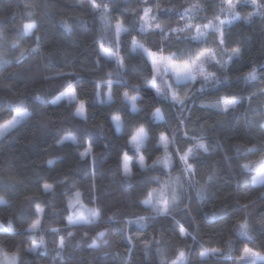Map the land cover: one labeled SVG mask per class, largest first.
Masks as SVG:
<instances>
[{"label": "trees", "instance_id": "1", "mask_svg": "<svg viewBox=\"0 0 264 264\" xmlns=\"http://www.w3.org/2000/svg\"><path fill=\"white\" fill-rule=\"evenodd\" d=\"M28 0H0V24H3L10 30V34L15 33L13 25L20 23L22 17L26 12L25 3ZM35 5L34 19L39 20L38 27L40 28V35L47 38V42L42 46L41 54H34L27 57L20 64L13 62L12 67L7 69L8 82L15 83L17 87L32 88H44L49 89L47 93L48 98L51 94H55V88L52 86L65 84L66 80L63 77L58 76L60 72L69 73L74 69L79 71L84 69L81 74L82 78L76 76L68 77L73 81V86L77 87L79 98L87 101L86 108H88V114L90 115L91 123H83L79 120L65 119L67 115V107L69 102L62 100L56 106L53 112L50 108H43L40 116L39 130L32 132L33 128L38 127L35 121H28L21 124L12 134H9L6 138L0 140V191L6 194L9 203L7 205H0V223L7 226L9 219L12 220V227L15 231L11 234L0 233L10 242H20L22 244L31 243L37 240L38 233H32L25 231L28 223L35 216V207L39 204L45 208V215L43 219V227H61L66 224V220L63 219V213H57L55 209H61L65 207L64 202V188L65 177H70L72 180L78 181L82 185H86L88 181L85 179V174L95 172L97 176L98 190V206L102 207L103 219H106L108 215H111L116 209H124L125 211L117 214L116 220L134 218L130 216V213L142 212L143 206H139L136 202L135 195L132 201L123 199L117 196L115 192L109 189V178L113 176V172L117 171L116 165L119 163L118 156L124 148L123 142L119 139V134L115 132V125H110L103 129V134L98 130L92 128L93 123H97L100 120H110L109 113L119 108L118 102L113 103L111 107L109 105H103L94 99V92L92 91V77L88 74V69L96 66V59L99 53L97 43V32L99 29V21L95 17L86 14L88 9V0H31ZM166 6L177 5L181 11L185 7L184 0H163ZM214 0H207L208 10L207 15L212 14L211 5ZM137 0H127V3H121L115 9V15L131 21L133 19L132 14L124 12V7L136 6ZM51 6V7H50ZM69 11L75 13H83L82 20H77L75 16L65 17L62 15ZM160 19L166 21H175L178 19L174 14L169 13H157ZM68 18L70 23H73V31L71 33L64 34V36L58 35L62 32L61 20ZM221 18H226L224 14H221ZM233 25H225V28H230L232 31L231 39L239 40L245 48L248 50L247 57L237 64L232 66L230 71L234 75H238L239 71H243L248 67V63L253 60L264 59V35L261 34L262 25L257 21L254 25H243L239 21L234 22ZM138 30V25H137ZM133 35L136 33L133 32ZM250 37V39H249ZM26 39L35 40V37H29ZM153 39V37H149ZM122 55L127 54V63L129 68L127 69V78L137 84H140L142 91L140 95L142 99L138 101L142 109L147 111L153 106L165 105L162 108L167 110L169 115H165L164 120H153V128H166L167 135H171V125L176 124L174 119L175 113L171 105V101L164 100L163 98L154 97L152 90L143 87L145 81L141 78V72L147 75L150 72V63L147 67H144L139 62V57L136 53H130V40L121 44ZM59 50V55L57 51ZM175 49H173L174 51ZM51 53V55H49ZM101 73L107 71H113L112 79H119L115 74L117 64L115 60L100 56ZM13 68L15 71H13ZM0 69H3V65H0ZM50 77L48 81L43 80V76ZM233 87L238 88V82L233 81ZM122 87L115 88L114 91L118 94ZM223 90V89H221ZM74 103V102H72ZM145 105L147 108H145ZM179 107V106H176ZM124 114L131 112L130 108L121 110ZM145 111H141L139 114H132V119L139 120L143 117L145 120L148 116L145 115ZM191 118L197 120V123H202L206 119H211L210 113H204L202 111H196L190 113ZM170 125H165V120H170ZM235 123V118H229L223 125L219 126L224 135H232L234 131L232 125ZM57 129H72L82 139L90 140L95 150L100 153L103 159H97L95 167L92 166L91 158H86V161L78 162V155L75 151V145H71V141H66V146H56V140L60 135L65 134L63 131H57ZM32 132V133H31ZM93 135V136H90ZM111 137V139L109 138ZM147 143V142H146ZM108 147H105V145ZM227 148L228 145L225 144ZM148 151H151L149 146ZM154 155V153H152ZM56 163L52 166L48 165L46 161L48 159H54ZM134 171L139 172L138 166L134 167ZM152 175H163L162 167L155 169ZM8 175H13L15 181L9 183L6 180ZM166 178V177H165ZM146 177H141L137 181V187L132 188L129 191L136 194L138 191L143 190L147 183ZM64 181V183H59ZM44 182L54 184L53 193H39L35 194L36 190L40 188ZM155 186V185H153ZM118 187V186H117ZM82 193L87 195L85 187H81ZM246 189L235 184L230 176L225 175L212 189L215 195L209 193L204 197L202 203L193 202L191 205L192 216H185L181 218L177 216L176 219L180 221L189 231H193L197 225L193 223V217L199 223V231L195 232L197 236L196 241H193L192 237L180 238L181 241H185L191 248L198 253L201 248V243L209 247H216L222 245L227 236L228 230L233 223V215L230 205L233 202V197L237 192L243 193ZM31 195L30 200H25V196ZM87 203V201H85ZM89 206H92L89 204ZM215 213L213 221L209 220V217ZM257 216L264 218V209L257 210ZM108 229L111 241H114L116 248L123 250L129 247L128 241L123 238V231L121 224L113 221L105 225L101 222H97L94 225H76L71 226L64 230L66 235L68 230L74 231L79 234L83 231H89L91 235H95L96 231ZM130 229H135V225H129ZM178 225L172 220V216L158 217L155 221L149 223L147 228L136 231L137 248L142 247V241L145 239H152V237L159 231L163 232L166 238L176 236ZM264 232V228L260 224H256L255 235L258 237ZM73 238L66 250L63 252V256L67 264H89L90 249L86 246H81L77 249L74 247L75 239ZM233 239H236L233 236ZM46 245L37 249V254L31 256L32 264H52V257L54 252L52 249L55 247V237L46 232L45 233ZM238 248L243 246V243L239 239L237 241ZM154 251V250H153ZM125 256L130 254L125 252ZM133 261L136 259L135 255H131ZM214 258H205L202 264H212ZM118 260L116 252H110L107 257L96 256L92 258V264H116Z\"/></svg>", "mask_w": 264, "mask_h": 264}, {"label": "snow or ice", "instance_id": "2", "mask_svg": "<svg viewBox=\"0 0 264 264\" xmlns=\"http://www.w3.org/2000/svg\"><path fill=\"white\" fill-rule=\"evenodd\" d=\"M184 2L186 6L181 11L177 5L166 6L163 0H137L136 6L129 4V6L123 9L124 12L132 14L133 19L127 21L114 14L115 9L121 3H127V0H88V7L92 9L99 21L97 32L99 53L96 59V66L88 69V71L94 72L96 67L101 64L100 56H104L116 61L118 69L116 76L119 78L113 80L111 78L112 74H108L101 79L92 77L94 99H99L103 104V97L106 92L111 93L115 88L119 87L125 88L130 82L127 78V69L129 68L127 54H121V44L128 40H130L129 52L136 53L140 64L144 67H147L149 63L151 65L150 72L147 75L143 71L141 72V78L145 81L143 87L152 90L154 97L163 98L166 101L170 100L171 105L169 107H175L181 112L184 110V106L188 100V97L180 94V91L184 87L193 82H206L211 77V73L209 72L210 65H220L227 69L229 65L233 66L244 58V52L241 48H236L229 44L232 31L230 28H225V25L235 26L234 22H240V17L237 14L239 8L233 9V0H214L211 5L212 19H202V16L208 17L206 14L208 10L207 0H184ZM217 5H219V8H217ZM34 8L35 5L31 0H28L25 3L26 12L24 17H22L20 23L13 25V27L20 29L22 35L35 34L37 26L33 19ZM157 13H169L178 17L175 21H167L169 24L168 32H165L164 28L161 27L159 23L160 17ZM221 14H224L227 18H221ZM75 15L80 17L83 13L77 12ZM250 22L254 23L255 21ZM61 26L66 32H72L73 26L66 21ZM133 32L136 34L133 35ZM7 34L8 28L0 24V42H2ZM206 35H211L215 38V45L223 50L221 54L218 55L216 47H208L206 45ZM105 36L109 37V46H105ZM147 37H153L152 43H140L141 39H146ZM160 37L164 38L161 39ZM36 38L39 40L38 35ZM14 46L19 49V55L16 58L17 64H20L30 55L35 54V49L31 53H26V50L20 47L18 43ZM243 46L245 47V45ZM173 49L175 50L173 51ZM221 56H223V63L221 62ZM57 75L60 77H70L72 74L60 72ZM134 87L139 89L142 86L134 83ZM61 96L69 102V106H71L73 101H77L75 111L80 117H84L81 121L86 124V113H88V108H86L87 101L79 98L77 87L73 86V82L70 79L64 84ZM124 101H127V103H122L120 108L113 109L109 113V124L115 125V132L119 134L118 138L122 140L124 145L123 150L118 156L119 163L116 165L119 175L123 180L127 181L124 189L121 191V197L132 201L135 195L136 202L143 206L144 211L156 210L160 217H167L174 203L182 198L181 193L178 191V185L182 187L183 182L180 177H174L171 171L164 173V169H171L175 165V160L179 159L185 165L184 173L186 177L191 178L195 176V170L189 160L188 154L182 153L179 147H177L175 154L170 158H165L162 162H154L153 165L147 164L146 160L151 159V154L145 147L146 141L149 139L145 128H148L154 136L158 135L159 144L166 151L171 152L168 148L169 136L167 135V129L152 127L153 120H164L165 117L159 111H153L152 109L157 107L153 106L151 109L145 111V115L148 116L147 120L143 117L139 120L132 119V114L140 113L136 109V99L134 96L128 95L126 91L124 93ZM218 102L225 110H229L235 104L236 99L233 96L225 94L219 98ZM128 103L132 104V111L124 114L121 109H127ZM13 107L15 109L14 114L10 118L0 122V136H6L8 131L16 128L30 115L20 105H14ZM163 107H165L163 104L159 106V108ZM145 108H147L146 105ZM181 124L185 126V137H187L189 135L187 129L188 121L177 119L176 125L179 126ZM165 125H170V121L165 120ZM96 127L103 134L102 124L98 122ZM109 138L111 139V137ZM66 141H71V145H75L78 162L91 158L92 166H96L100 153L96 152L90 140L85 141L77 135H73L72 129H68L59 143L62 146L71 147V145H65ZM105 147H108V145L106 144ZM142 148L144 149L143 151H141ZM132 149L136 151H132ZM247 155L248 153L245 152L244 157L246 158ZM57 159L59 157L48 159L46 163L52 166L56 163ZM161 163L163 164V175H152L151 173L155 169L161 167ZM135 166H138L139 169H145L144 174L149 181L143 190L138 191V195L129 191L137 183L135 177L139 175V172L134 171ZM252 171H254L256 179L264 183V161L258 162ZM85 179L88 181L84 185L87 189V195L82 193L80 182L72 180L70 177H65V181L68 182L65 184L63 193L65 207L55 209V211L64 214L63 219L66 220V224L61 227L50 228L55 237L54 243L59 254H62L68 248L71 240L77 237L76 232L68 230L65 235L64 230L76 225H94L103 220L102 207L97 204L99 185L97 184L96 173L94 171L86 173ZM6 180L11 183L15 181V177L8 175ZM59 183H64V181ZM107 190L106 188L105 191ZM208 190L207 186L198 187L195 190L197 200L202 201L207 195ZM41 192L54 194V184L48 182L42 183L35 194ZM31 198V195L24 197L25 200H30ZM8 203L9 200L6 194L0 191V205H7ZM89 204L92 206H89ZM241 206L247 208L248 203H244ZM124 211V209H116L111 215L107 216V220L121 224L123 238L128 241V251H131L136 245V231L147 228L149 223L153 221V218L143 217L139 213H130L129 215L134 216V218L117 221V214ZM44 215L45 208L37 204L35 216L28 223L25 231L32 233L40 232L43 229L42 218ZM189 215L192 216L191 208H189ZM214 216L215 213L209 217V220L215 222L213 220ZM192 219L197 227L193 231H189L179 220L172 217L173 222L178 225L176 237L179 239H186L187 237L196 239L194 231L199 229V223L195 220V217ZM129 225H135L136 228L130 229ZM14 231L11 219H9L7 226L0 224V233L11 234ZM237 233L243 246L238 248L234 242L228 241L229 258H234L236 264H264V254L258 253L255 247L247 246L244 243L247 241L250 244L255 239L251 227L247 223L242 222ZM43 243V239L31 242V250L35 251ZM144 243L146 247L151 246L150 241H145ZM157 244V255L161 257L164 264H187L186 253L183 249H175L173 255L169 258L166 250L162 246H159V242ZM81 246H86L91 250L89 253V258L91 259L95 256L108 255L109 251L115 247V242L111 241L108 229L105 228L104 230L96 231L95 235H91L89 231H83L79 234V238L75 239L74 244V247L77 249L81 248ZM200 248L202 256H208L209 254L216 255L220 251L216 247H209L203 243H201ZM233 252L236 253L234 257ZM18 256L19 252L0 250V260L3 261V264H18ZM124 264H127V260L124 261Z\"/></svg>", "mask_w": 264, "mask_h": 264}, {"label": "clouds", "instance_id": "3", "mask_svg": "<svg viewBox=\"0 0 264 264\" xmlns=\"http://www.w3.org/2000/svg\"><path fill=\"white\" fill-rule=\"evenodd\" d=\"M232 7L233 9L239 8L237 14L240 17L241 24L252 26L259 21L262 25L261 34L264 35V0H233ZM217 8H219V5H217ZM86 14L95 18L94 12L89 7L86 10ZM62 15L65 17L75 16L77 20H82L83 18L82 16L77 17L73 11L67 13H63L62 11ZM202 19H212V16L210 15L206 18L202 16ZM253 20L255 22L251 23L250 21ZM34 21L37 26L35 34L22 35L18 27H13L15 33L10 34V30L8 29L7 36L4 37L2 42H0V65H3V69H0V122L10 118V116L14 114V105H20L22 109L30 114L21 122V124L28 121H35L38 126L33 128L32 132L39 130L40 116L43 108H50L54 112L60 101L65 100V98L61 96L64 84L52 86L55 88V94H51L50 98H48L47 93H49V89H28L26 86L17 87L15 83L8 82L7 69L12 67L13 62L17 64L16 58L19 55V49L14 46L15 44L18 43L20 47H23L26 50V53H31L33 49H35V54L43 55L42 46L46 44L47 38L39 34V20L34 19ZM65 21L73 26V23H70L68 18H63L61 20V25ZM159 23L161 24V27L164 28L165 32L169 31V24L166 20L160 19ZM62 30L63 31L58 33V35L64 36V34L68 33L63 27ZM37 35L39 36V40L36 38ZM29 37H35V40L26 39ZM160 38L163 39L164 37ZM205 39L208 47H216L218 55L222 53L223 50L215 45V38L213 36L206 35ZM104 43L105 46H109V37L105 36ZM140 43H152V39L147 37L146 39H141ZM229 44L233 47L242 49L244 52L243 59L247 57L248 50L239 40H232L230 38ZM261 46L264 47V43H262ZM59 54L58 50L57 55ZM221 62L223 63V56H221ZM262 66H264V59H253L248 63L246 69L239 71L238 75H234L230 71L232 65H229L227 69L220 65H210L209 72L211 73V77L206 82H193L184 87L180 91L181 95L188 97L184 110L181 112L173 107V111L177 113L174 117L176 121L177 119L188 121L187 129L189 135L185 137V126L183 124L179 126L176 124L171 125V135L169 136L168 145L171 152L166 151L165 148L159 144L158 135L154 136L148 128H145L146 135L149 137L146 141L147 143L145 144V147L149 149L150 146L151 148V159L146 160L147 164L153 165L154 162H162L165 158H170L175 154L177 147H179L182 153L188 154L189 160L195 170V176L191 178L186 177L184 173L185 165L181 163L179 159L175 160L174 167L171 169H164V173L171 171L174 177H180L183 182L182 187L178 185V191L181 193L182 198L178 199L171 207L169 216L175 218L177 216H180L181 218L190 216L189 208H191L192 203H202V201L197 200L195 190L200 186H207L209 189L207 195L209 193L215 195V193L212 192V189L216 187L217 183L225 175L230 176L235 184L246 189L243 193L237 192L233 197V202L230 205L233 215V223L228 230L229 234L225 242L222 245L216 246L220 251L216 255L209 254L208 256H202L200 251L196 253L191 246L189 247L185 241H181L178 237L173 236L166 238L163 232L158 231L152 239H145L142 241L141 248H137L135 245L131 251H128L129 247L120 250L116 248L115 244V247H113L109 253L116 252L118 257L116 264H124L125 260H127V264H164L161 257L158 256L156 252L158 246L157 242H159V246H162L166 250L169 258L173 255L175 249H183L186 253L187 264H202V262L205 261V258L208 257L214 258L212 264H236L234 258H229L227 242L232 241L237 245V241L240 239L237 230L242 222L247 223L251 227L252 233L255 237L250 244L247 241L244 243L247 246L255 247L258 253L264 254V232H262L259 237L255 235L257 223L264 228V218L257 216V210L264 209V183L259 182L255 177L254 171H252L258 162L264 161V67ZM13 71H15L14 68ZM117 71L118 69L116 68L115 74ZM83 72L84 69L79 71L74 69L69 73L72 74L71 76L82 78L81 74ZM88 74L91 77L101 79L108 74L113 75V71L101 73L99 65L94 72L88 71ZM63 78H65L66 82L69 80L68 76H64ZM49 79L50 77L47 75L43 76L44 81H48ZM233 81L238 82V88L232 86ZM126 91L128 95L135 97L137 112L145 111V109H142L138 103V101L141 100L140 92L142 91V88L136 89L134 87V82L132 81H130L125 88L121 89L118 94L115 91L111 93L106 92L103 97V105H112L113 103L118 102L121 107L122 103H127V101H124V93ZM225 94L233 96L236 99L235 104L229 110H225L218 102L219 98ZM95 101L102 104L99 99H95ZM73 102L74 103H72L71 106L68 105L67 107V115L65 119L81 121L84 117H80L76 113L75 108L77 101ZM128 107L130 108V111H132L131 103H128ZM152 110L159 111L164 117L165 115H169L166 109L163 110L162 114V108H159V106ZM196 111L210 113L209 117H211V119H206L202 123H197L199 117H197V120H194L190 115V113ZM86 117L87 123H91L90 115L88 113H86ZM229 118H235V123L232 127L233 129H238V131H234L232 135H224L219 126L223 125ZM169 121L171 124V119ZM99 123L102 124L104 129L108 126L109 121L100 120ZM97 124L98 122L93 123L92 128L98 130L96 127ZM20 125L8 131L6 136H0V140L6 138L9 134H12ZM57 131H63L66 133L68 130L57 129ZM64 135L65 134L60 135L56 140L55 143L57 147L62 146L59 141ZM73 135L77 134L73 131ZM78 137L81 138L80 136ZM84 140L87 141L88 139ZM225 144L228 145L227 148L225 147ZM201 145H203V147H201ZM143 150L144 149L142 148L141 151ZM132 151L136 150L132 149ZM96 152L99 153L98 151ZM245 152L248 153L246 158L244 157ZM152 153H154V155ZM99 158L103 159L101 155ZM160 166L163 167V164L161 163ZM144 173L145 169H139V175L135 177L136 182L140 180L141 177H146ZM109 181L110 184L108 190L115 192L117 196L121 197V191L124 189V185L127 181L123 180L118 171L113 172V176L109 178ZM145 182L149 183L147 177ZM81 187L85 186L82 185ZM136 187L137 183L133 185L132 188ZM244 203H248L247 208L241 206ZM138 205L141 206L139 203ZM139 214L146 218H153V221L160 217L156 210H143L142 212H139ZM101 223L109 224L110 221L106 218L103 219ZM125 227L127 228V226ZM50 228L51 226H46L38 232L37 241L40 239H43L44 241V243L38 248L46 245V232L53 235ZM198 231L199 229L195 232ZM233 236L236 239H233ZM196 239H193V241H196ZM136 240L138 241L139 237H136ZM145 241H150L151 246L146 247L144 243ZM37 249L32 251L31 243H13L7 240L3 235H0V250L19 252L18 264H32V259L30 257L37 254ZM52 251L54 252L52 264H67L63 253L59 254L56 246ZM125 252L130 255L125 256ZM235 254L236 253L233 252V257ZM131 255H135L136 259L134 261L131 258ZM107 256L108 255L101 257ZM0 264H3L2 260H0ZM36 264H39V261H37ZM89 264H92V258L89 259Z\"/></svg>", "mask_w": 264, "mask_h": 264}, {"label": "rangeland", "instance_id": "4", "mask_svg": "<svg viewBox=\"0 0 264 264\" xmlns=\"http://www.w3.org/2000/svg\"><path fill=\"white\" fill-rule=\"evenodd\" d=\"M66 100V99H65Z\"/></svg>", "mask_w": 264, "mask_h": 264}]
</instances>
